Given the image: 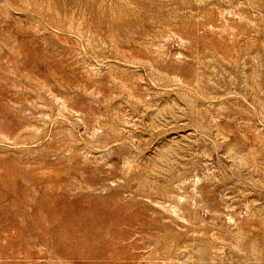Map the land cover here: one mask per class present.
I'll use <instances>...</instances> for the list:
<instances>
[{"label": "rangeland", "instance_id": "obj_1", "mask_svg": "<svg viewBox=\"0 0 264 264\" xmlns=\"http://www.w3.org/2000/svg\"><path fill=\"white\" fill-rule=\"evenodd\" d=\"M0 264H264V0H0Z\"/></svg>", "mask_w": 264, "mask_h": 264}]
</instances>
